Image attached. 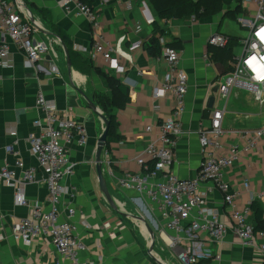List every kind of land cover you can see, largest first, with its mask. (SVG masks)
Returning <instances> with one entry per match:
<instances>
[{"label":"crops","instance_id":"crops-1","mask_svg":"<svg viewBox=\"0 0 264 264\" xmlns=\"http://www.w3.org/2000/svg\"><path fill=\"white\" fill-rule=\"evenodd\" d=\"M60 1L22 0L39 25L35 39L45 43L49 52L40 60L37 70L29 69L25 67L23 52L11 44L14 67L0 68V170L8 165L17 172L18 178L22 174V169L17 167L18 158L7 151L10 146L19 152L25 168L38 167L29 138L39 134L35 123L45 122L44 114L36 107L37 97L43 93L46 99L56 103L61 113L83 124L88 135L85 146L73 142L69 148V161L76 164V169L63 181L69 192L58 209L60 221L75 225L78 237L87 248L80 256L82 262L183 264L179 256L192 248L197 264H264L261 252L242 245L233 234L230 209L213 182L203 183L200 192L206 207L213 209L219 220L230 227L220 244L211 241L206 234H199L197 239L191 237L192 220L186 223L181 236L167 230L156 206L145 196L121 186L127 176L144 173V167L136 158L147 148L151 138L159 134L156 127L171 118L173 98H154V90L167 80L169 68L162 50L169 44L179 45L180 67L189 77L186 112L182 118L184 133L175 148L170 173L182 180L198 176L202 163L198 132L210 125L216 110L224 111L225 132L264 128V103L260 104L251 90L243 85L234 86L227 99L220 93L221 84L235 72L246 37H230L222 32L225 14L224 18L213 15L198 20L193 17L158 21L159 32H155L153 22L157 14L151 0H109L107 3L84 0L99 16L100 28L96 30L74 8L64 10ZM243 3V8L255 13L250 1ZM128 4H131L130 9ZM39 9L48 12L51 20L42 16ZM236 18L243 21L241 16ZM53 25L64 31L73 50L83 59L89 58L96 44L116 47L123 38L120 49L126 55L119 60L125 73L110 71L102 57L96 62L91 60L94 68L89 75L73 65L70 69L62 40L53 32ZM214 35L230 38L232 43L229 42L225 51L211 49L209 39ZM52 65H56L59 74L51 72ZM104 74L118 80L123 88L112 87ZM121 91H127L129 96L128 103L122 107ZM100 97L110 100V109L118 122L114 130H109L102 156L104 177L116 209L101 192L97 173L98 142L106 129L100 113L105 117L106 114L96 104ZM85 98L93 102L98 111L91 109ZM149 126L154 127L152 135L146 133ZM11 130L16 131V137L10 135ZM223 141L226 148L244 144L241 138L229 134ZM38 174L39 182L28 185L25 190L29 206H20L16 188L7 187L0 180V264H54L59 258L50 239L39 238L31 246H25L13 236L14 228L20 219L29 215L31 206L49 209L45 175L41 171ZM225 179L232 192H241L236 200L238 207L249 211V220L258 231L264 230V200L259 199L264 193V140L255 152L243 156L227 170ZM245 183L249 184V189L244 188ZM255 202L262 211L259 218L251 209ZM70 207L76 212L72 218L68 214ZM175 236L180 237L181 243L172 248L171 238Z\"/></svg>","mask_w":264,"mask_h":264},{"label":"built area","instance_id":"built-area-1","mask_svg":"<svg viewBox=\"0 0 264 264\" xmlns=\"http://www.w3.org/2000/svg\"><path fill=\"white\" fill-rule=\"evenodd\" d=\"M101 1L107 3L109 0ZM247 1L255 6L256 13L251 21L246 20L248 23L245 26L249 30L242 41L243 52L236 60L234 74L221 84L220 93L227 99L234 86L243 85L255 94L260 104H263L264 0ZM59 4L66 11L74 8L76 13L87 18L96 30L100 28L99 16L93 7L83 0H61ZM130 8L131 4H128V9ZM31 16L22 0H0V68L14 67L11 44L23 52L26 57L25 67L29 69L37 70L40 60L48 54L49 47L34 37L39 25L31 21ZM123 40L122 38L116 47L96 44L89 52V59L96 62L102 57L110 71L123 75L125 68L119 60L126 55L120 49ZM228 43L229 39L222 35H214L209 39V45L214 47L225 48ZM162 57L169 70L166 82L154 90V98L172 97L174 109L171 118L156 127L159 134L151 138L147 148L136 158L138 164L144 167V173L127 176L121 182L122 188L145 196L161 213L166 229L179 236L185 233L186 223L192 220L189 228L191 237L197 239L199 234H206L211 241L220 244L231 227L242 245L254 248L264 256V230H255L249 220V211H243L236 203L241 192H232L225 179L227 170L240 162L243 156H249L259 148L264 140V128L225 132L224 111L216 110L212 114L210 125L202 127L198 132L202 152L198 176L192 180H182L170 173L175 148L184 133L182 118L186 112L189 77L180 67L181 52L178 49L164 47ZM58 71L56 65H52L51 72L59 74ZM36 107L45 116L44 123H35L39 134H32L29 138L38 167L25 168L19 159V152L10 146L7 151L18 158L17 167L22 169V174L18 178L17 172L6 165L0 170V180L7 187L16 188L20 206H29L26 187L38 183V173L43 172V181L48 189L49 209L39 205L31 206L29 215L20 219L14 228L13 236L25 246H31L39 238L50 239L59 257L54 264H96L82 262L80 256L87 248L77 235V227L70 222L60 221L58 210L62 198L69 192L63 186V181L76 169V164L69 161V148L73 142H77L81 147L87 144L86 128L69 114L61 113L56 103L46 99L43 93L38 95ZM153 131V126L146 129L148 135H152ZM9 133L13 137L17 135L14 130ZM227 134L238 136L244 144L226 148L223 140ZM158 178L161 180L157 181ZM206 182H213L223 194L224 202L230 209V227L219 220L213 209L206 207L200 192L201 185ZM244 188L249 189V184L245 183ZM75 194L72 193V196ZM259 199L264 200V193ZM75 213V209L68 208L69 218ZM179 236L171 238L172 248L181 243ZM179 260L183 264H197L192 248L184 251Z\"/></svg>","mask_w":264,"mask_h":264},{"label":"trees","instance_id":"trees-1","mask_svg":"<svg viewBox=\"0 0 264 264\" xmlns=\"http://www.w3.org/2000/svg\"><path fill=\"white\" fill-rule=\"evenodd\" d=\"M151 3L157 14V19L153 22L155 32H159L158 21H171L174 19L189 20L193 17L198 20L203 17L218 15L222 12H225V17L236 19V16L239 13V7H237L239 4L236 5L234 3V0H151ZM87 5L91 6L90 4ZM38 12L42 16H46L49 20H51L49 13L45 10L39 9ZM52 30L62 40V43L67 47L72 65L83 74L89 75L94 68L91 63V59H83L77 52L73 50L72 43L69 41L63 30L59 29L55 25L52 26ZM229 42L232 43V40H230V38ZM154 46L157 47L156 42H154ZM178 46L179 45L177 43L168 45V47H172L175 49H179L177 48ZM227 47L228 45L225 48L212 46H210L209 48L225 51ZM104 76L112 87H117L118 89L123 88V85L120 84V82L115 78L109 76L108 74H104ZM121 93L124 97V101L121 103L120 107H122L129 101L128 92L121 91ZM108 102H110L109 99L100 97L99 101H97L96 104L102 107V109L104 110V114H106V117L110 120V129L114 130L118 125L117 116L111 111ZM251 209L255 211L258 218L262 216L261 208L256 202L253 203ZM255 230L258 231L256 227Z\"/></svg>","mask_w":264,"mask_h":264},{"label":"water","instance_id":"water-1","mask_svg":"<svg viewBox=\"0 0 264 264\" xmlns=\"http://www.w3.org/2000/svg\"><path fill=\"white\" fill-rule=\"evenodd\" d=\"M23 5H24L25 9L27 11H29L27 6L25 4H23ZM31 21L32 22L35 21L33 16H31ZM63 47H64V50H65V55H66V58H67L68 67L71 69L72 63H71V60H70L69 51H68L67 47L64 44H63ZM85 99L88 102V104H89L91 109H93L95 111H98L96 106L93 104V102H91L88 98H85ZM100 115L102 116V118L104 120V123L106 125V129H105L104 133L102 134V136L99 139L97 157H96L99 186H100L101 192L104 194V196L107 199V201L109 202V204L115 208L114 201H113V199H112V197H111V195L109 193V190H108V187H107V183H106V179L104 177L103 165H104L105 162L103 161V157H102L103 156V152H104V148H105V145H106V142H107L109 130H110V127H111V123H110V120L107 117L103 116L102 113H100Z\"/></svg>","mask_w":264,"mask_h":264},{"label":"rangeland","instance_id":"rangeland-1","mask_svg":"<svg viewBox=\"0 0 264 264\" xmlns=\"http://www.w3.org/2000/svg\"><path fill=\"white\" fill-rule=\"evenodd\" d=\"M243 1H245V0H238L237 2H235V0H234V3L236 5L239 4L237 6V7H239V13L237 14V17L241 16L243 21L241 22L237 18L232 19L229 17H226L223 21L222 32L228 34L230 37L245 38L247 36V33H248L247 32L248 28L243 26V25H246L248 23V22H246V20L251 21L255 16L256 11H255V13H254V11L249 12L248 10H246L247 8L246 9L243 8V7H245ZM224 14H225V12H222V13L218 14V16H220V18H224L223 17ZM162 250H163V248H162ZM150 255L152 256L151 253H150ZM154 260L157 261L155 258H154ZM157 262L163 264L162 262H159V261H157Z\"/></svg>","mask_w":264,"mask_h":264}]
</instances>
